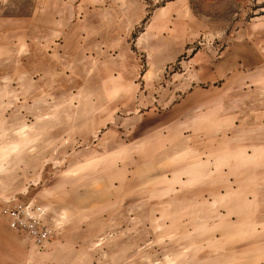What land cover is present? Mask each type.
Masks as SVG:
<instances>
[{
  "label": "rangeland",
  "instance_id": "obj_1",
  "mask_svg": "<svg viewBox=\"0 0 264 264\" xmlns=\"http://www.w3.org/2000/svg\"><path fill=\"white\" fill-rule=\"evenodd\" d=\"M0 264H264V0H0Z\"/></svg>",
  "mask_w": 264,
  "mask_h": 264
},
{
  "label": "built area",
  "instance_id": "obj_2",
  "mask_svg": "<svg viewBox=\"0 0 264 264\" xmlns=\"http://www.w3.org/2000/svg\"><path fill=\"white\" fill-rule=\"evenodd\" d=\"M10 230L24 234L40 250L52 237L46 224V210L31 204L15 203L2 209Z\"/></svg>",
  "mask_w": 264,
  "mask_h": 264
}]
</instances>
